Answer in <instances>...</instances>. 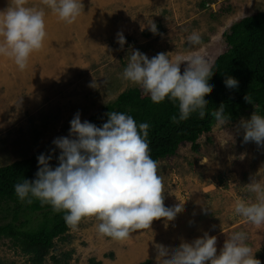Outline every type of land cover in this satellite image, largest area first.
Listing matches in <instances>:
<instances>
[{
    "label": "rangeland",
    "instance_id": "obj_1",
    "mask_svg": "<svg viewBox=\"0 0 264 264\" xmlns=\"http://www.w3.org/2000/svg\"><path fill=\"white\" fill-rule=\"evenodd\" d=\"M12 3L0 0V10ZM82 4L83 11L69 24L42 0H27L26 6L44 8L47 35L24 70L0 56V165L55 146L52 140L68 136L69 121L77 111L83 122L136 87L121 78L132 50L149 58L158 52L170 57L188 54L192 46L186 37L196 31L202 37L198 47L213 62L225 49L229 26L264 10V0H82ZM151 22L156 24L155 34L149 30ZM118 32L125 37L122 47ZM242 119L222 127L216 122L198 138L196 150L186 142L174 156L157 162L164 205L184 201L172 220L154 219L150 228L115 240L98 233L94 216L84 217L54 239L43 264H158L157 245L178 246L207 232L216 236L219 252L234 231L247 233L246 242L264 264V226L257 228L232 209L237 198L254 199L247 183L256 173H264V145L243 141ZM256 178L264 181V174ZM63 253L69 254L67 260ZM0 264L33 263L12 240L0 237Z\"/></svg>",
    "mask_w": 264,
    "mask_h": 264
},
{
    "label": "clouds",
    "instance_id": "obj_2",
    "mask_svg": "<svg viewBox=\"0 0 264 264\" xmlns=\"http://www.w3.org/2000/svg\"><path fill=\"white\" fill-rule=\"evenodd\" d=\"M59 20L73 23L83 11L82 0H42ZM27 0H13L11 6L0 10V56L13 60L24 70L31 54L43 46L47 35L44 8L29 7ZM152 33L156 24H148ZM117 43L122 47L125 37L118 32ZM201 34L193 31L186 37L192 48L188 54L170 57L158 52L149 58L139 50H132L121 78L139 86L152 103L166 98L178 106L174 123L196 113L206 112L205 93L214 86L208 79L214 64L199 48ZM183 65V71H181ZM225 86L234 89L238 81L227 76ZM245 100L252 103L250 97ZM210 115L222 127L230 120L221 103ZM101 126L81 121L77 111L69 121L68 136L56 137L52 144L59 149L57 166L49 161V154L37 156L38 169L32 180L23 178L14 184V192L20 201L32 203L38 200L49 205L54 212H62L67 225L75 228L84 217H95L99 234L115 240L127 239L134 231L150 228L154 219L172 220L183 208V202L166 207L163 203L162 178L158 163L150 155L149 123H137L126 112L111 111ZM244 142L264 145V115L253 112L242 119ZM231 138V136H230ZM232 139V138H231ZM243 154L241 155V159ZM264 173H256L260 176ZM250 177L247 191L254 199L237 198L232 209L235 214L257 228L264 226V181ZM217 238L204 232L191 242L181 241L178 246L157 245L158 264H261L247 233L234 231L227 236L217 252Z\"/></svg>",
    "mask_w": 264,
    "mask_h": 264
},
{
    "label": "trees",
    "instance_id": "obj_3",
    "mask_svg": "<svg viewBox=\"0 0 264 264\" xmlns=\"http://www.w3.org/2000/svg\"><path fill=\"white\" fill-rule=\"evenodd\" d=\"M224 42L225 49L213 60L214 69L208 77L214 86L205 93L207 105L203 117L193 113L188 119L174 123L170 118L178 116L177 105L167 98L161 103H152L136 86L101 106L87 120L101 126L106 122L108 112L119 111L130 114L138 124L148 122L150 155L158 162L174 156L179 146L186 142L196 150L198 138L210 132L216 123L211 111L221 103L225 105L231 123L249 118L253 112L264 115V10L233 22L224 33ZM227 76L237 79L236 88L225 86ZM245 96L250 97L252 103L246 101ZM50 149L54 151L49 164L57 166L56 156L60 150L55 146L0 165V237L12 240L33 264L44 263L54 239L62 237L68 225L63 219L64 214L54 212L49 205H42L35 199L32 203L20 201L14 192V184L23 178L34 179L38 169L37 156L40 153L48 155ZM62 257L67 260L69 254L63 253ZM51 259L60 263L56 256Z\"/></svg>",
    "mask_w": 264,
    "mask_h": 264
}]
</instances>
